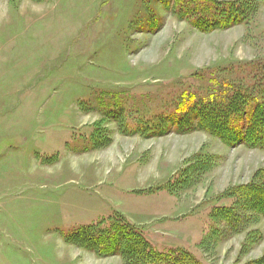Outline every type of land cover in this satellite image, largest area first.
Segmentation results:
<instances>
[{"label":"rangeland","instance_id":"1","mask_svg":"<svg viewBox=\"0 0 264 264\" xmlns=\"http://www.w3.org/2000/svg\"><path fill=\"white\" fill-rule=\"evenodd\" d=\"M211 1L0 0V264H124L67 238L121 220L202 264L264 256V217L238 209L234 232L215 211L264 149L195 119L237 89L264 102V0L194 27Z\"/></svg>","mask_w":264,"mask_h":264},{"label":"trees","instance_id":"2","mask_svg":"<svg viewBox=\"0 0 264 264\" xmlns=\"http://www.w3.org/2000/svg\"><path fill=\"white\" fill-rule=\"evenodd\" d=\"M254 1L238 0L222 6L213 0L209 3L218 11V16L213 13L211 16L199 17L192 25L199 29H213L237 24L252 13ZM222 100L217 106L204 104L199 107L195 115L196 126L227 144L242 143L249 148L264 149V102L257 101L249 105L248 96L238 89ZM180 121L182 124L186 119ZM235 121H242V124L236 125ZM228 194L234 197V205L215 211L229 223L234 232L240 231L246 223L238 209L264 217V169L256 171L249 184L232 187ZM67 238L78 245L90 247L100 256L119 254L124 264H202L184 250H155L139 229L124 220L114 221L108 230L103 231L94 230L91 226L79 227ZM245 264H264V256Z\"/></svg>","mask_w":264,"mask_h":264}]
</instances>
